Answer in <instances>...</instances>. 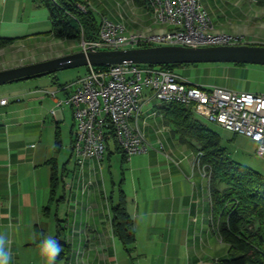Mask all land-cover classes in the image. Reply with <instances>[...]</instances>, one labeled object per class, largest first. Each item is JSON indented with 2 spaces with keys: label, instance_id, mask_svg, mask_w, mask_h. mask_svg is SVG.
Segmentation results:
<instances>
[{
  "label": "crops",
  "instance_id": "obj_1",
  "mask_svg": "<svg viewBox=\"0 0 264 264\" xmlns=\"http://www.w3.org/2000/svg\"><path fill=\"white\" fill-rule=\"evenodd\" d=\"M77 1L99 15L100 22L106 17L130 32L153 24L135 0ZM201 2L218 31L240 37V44L264 45V9L254 0ZM51 32L50 12L39 0H0L1 37L17 39L15 44L28 50L34 45L44 50L65 42ZM64 86L38 81L0 91V98L11 99L0 106V234L11 241V264H50L39 244L49 235L57 237L59 229L70 253L51 264H217L226 259L230 246L213 230L209 183L193 161L195 152L166 125L161 105L148 101L144 107L148 152L127 160L112 149L103 160L81 168L70 147L72 109L64 106L52 113L55 100L49 93L65 98ZM63 152L69 156L65 162ZM114 153L122 155L123 164L131 163V182L126 184L123 177L116 203L117 183L108 180V194L103 167ZM54 164L61 176L55 197ZM121 192L135 231L130 253L114 231L112 207Z\"/></svg>",
  "mask_w": 264,
  "mask_h": 264
},
{
  "label": "built area",
  "instance_id": "obj_2",
  "mask_svg": "<svg viewBox=\"0 0 264 264\" xmlns=\"http://www.w3.org/2000/svg\"><path fill=\"white\" fill-rule=\"evenodd\" d=\"M147 4L145 10L153 21L151 26L130 32L124 24L103 17L98 38L82 40V50L240 44V37L216 29L201 0H147ZM78 7L83 12L90 10L85 4ZM64 90L65 98H59L55 91L49 93L55 100L52 113L64 106L72 109L75 132L70 147L76 165L81 168L88 161L103 160L112 139L127 160L148 152L151 143L142 118L148 101L191 108L197 116L247 137L256 145L257 154L264 156V94L207 88L189 82L171 69L137 64L89 66L83 77L64 86ZM10 102L9 97L0 98V106ZM202 158L203 153L199 152L193 161L207 170Z\"/></svg>",
  "mask_w": 264,
  "mask_h": 264
},
{
  "label": "trees",
  "instance_id": "obj_3",
  "mask_svg": "<svg viewBox=\"0 0 264 264\" xmlns=\"http://www.w3.org/2000/svg\"><path fill=\"white\" fill-rule=\"evenodd\" d=\"M39 1L50 12L51 35L54 38L65 41H93L98 38L101 25L99 16L91 9L81 11L77 0ZM135 2L147 9V0ZM257 2L264 8V0ZM16 41L0 36V50ZM181 66L160 67L175 71ZM161 112L166 125L172 127L182 144L196 153H203L201 163L210 173L212 227L215 234L230 246L228 257L217 264H264V175L232 160L222 147L221 137L208 129L191 108L179 103L163 104ZM112 149L124 155L115 139L109 143L108 151ZM60 182L61 176L54 164L51 181L53 197ZM112 213L115 234L130 253L129 247L135 242V231L123 192L119 203L112 207ZM56 238L63 246L62 252L55 258L59 263L67 258L70 248L61 241L60 229Z\"/></svg>",
  "mask_w": 264,
  "mask_h": 264
},
{
  "label": "rangeland",
  "instance_id": "obj_4",
  "mask_svg": "<svg viewBox=\"0 0 264 264\" xmlns=\"http://www.w3.org/2000/svg\"><path fill=\"white\" fill-rule=\"evenodd\" d=\"M255 3L259 5L257 0ZM260 6V5H259ZM262 7V6H260ZM263 8V7H262ZM264 9V8H263ZM99 16V15H98ZM62 45V46H61ZM57 46L40 45L19 46L15 43L7 48L0 50V70L10 69L14 67L24 66L52 59L58 56L72 54L82 50V41H65ZM39 47V48H38ZM32 48V49H31ZM86 67L77 68L66 71H59L50 76L31 79L28 81L7 84L0 87V91L22 88L26 85L36 82H52L55 84L71 85L79 78L85 75ZM182 77L194 84H201L207 88H226L239 93L264 94V66L249 64H231V63H204V64H186L175 69ZM148 90L144 89V93L148 94ZM203 124L210 130L217 133L222 140V147L226 150L229 157L235 162L249 169L264 175V156L257 154L256 145L247 137L235 134L222 127L221 125L208 121L198 116ZM62 160L65 162L69 158L67 152H63ZM199 153V152H197ZM195 152V154H197ZM140 157V156H137ZM122 155L113 154L111 161L107 157L103 162L106 190L110 194L111 187L108 180L112 177L117 186L114 193V203L117 202L118 189L121 180L125 179L126 184H130L131 180V163L127 162L122 165ZM70 166L72 163L69 164ZM122 166H124L122 169ZM108 169L110 172H108ZM202 169V168H201ZM203 170V169H202ZM124 172V175L122 174ZM205 179L210 184V173L206 169L203 171ZM110 173V174H109ZM62 213L60 212V215ZM61 218V217H60ZM120 249V248H119Z\"/></svg>",
  "mask_w": 264,
  "mask_h": 264
},
{
  "label": "water",
  "instance_id": "obj_5",
  "mask_svg": "<svg viewBox=\"0 0 264 264\" xmlns=\"http://www.w3.org/2000/svg\"><path fill=\"white\" fill-rule=\"evenodd\" d=\"M231 63L264 66V45L184 47L152 46L120 50L79 51L45 61L0 70V87L50 76L59 71L117 64L186 65Z\"/></svg>",
  "mask_w": 264,
  "mask_h": 264
},
{
  "label": "clouds",
  "instance_id": "obj_6",
  "mask_svg": "<svg viewBox=\"0 0 264 264\" xmlns=\"http://www.w3.org/2000/svg\"><path fill=\"white\" fill-rule=\"evenodd\" d=\"M10 245V239L4 234H0V264H11L12 252ZM39 249L44 256L49 258L51 264V261H54L60 255L63 246L56 237L49 235L41 240Z\"/></svg>",
  "mask_w": 264,
  "mask_h": 264
}]
</instances>
